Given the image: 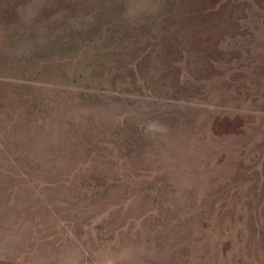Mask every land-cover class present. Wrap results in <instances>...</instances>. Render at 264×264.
<instances>
[{"label": "rangeland", "instance_id": "rangeland-1", "mask_svg": "<svg viewBox=\"0 0 264 264\" xmlns=\"http://www.w3.org/2000/svg\"><path fill=\"white\" fill-rule=\"evenodd\" d=\"M0 264H264V0H0Z\"/></svg>", "mask_w": 264, "mask_h": 264}]
</instances>
